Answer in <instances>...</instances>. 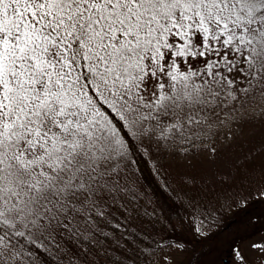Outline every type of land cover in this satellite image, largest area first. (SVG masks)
Segmentation results:
<instances>
[{
    "label": "snow or ice",
    "instance_id": "1",
    "mask_svg": "<svg viewBox=\"0 0 264 264\" xmlns=\"http://www.w3.org/2000/svg\"><path fill=\"white\" fill-rule=\"evenodd\" d=\"M257 125L264 0H0V264H172L141 158L213 165Z\"/></svg>",
    "mask_w": 264,
    "mask_h": 264
},
{
    "label": "rangeland",
    "instance_id": "2",
    "mask_svg": "<svg viewBox=\"0 0 264 264\" xmlns=\"http://www.w3.org/2000/svg\"><path fill=\"white\" fill-rule=\"evenodd\" d=\"M263 145L264 125H257L246 129L233 146L221 154L216 164L208 165L201 159H193L189 164L181 156L173 157L169 154L154 158V163L182 196L187 199L198 196L201 202L199 209H203L205 201L214 205L212 202L216 195L223 189L230 191L228 187L235 182L233 178L236 179L240 162ZM260 161L264 166V157ZM161 165L163 167H160ZM186 176L196 178L195 188L182 184V178ZM260 182L258 180V183ZM141 184L143 185L142 182ZM258 191H263L260 184ZM242 192L241 190L240 193ZM206 211L211 212L212 208ZM197 220L200 223V220ZM190 221L184 217L176 220V226L184 233V238L185 234L187 238L182 241L184 245L182 250L173 249L168 252L172 264H186L191 258L195 259L192 264H231L232 250L235 247H239L250 264L256 261L258 253L253 252L250 245L264 241V202L252 210L247 209L244 214H239L232 221L225 220L218 227H214L208 217L205 235L202 236H197L191 231ZM158 261L164 264L162 252L158 254Z\"/></svg>",
    "mask_w": 264,
    "mask_h": 264
},
{
    "label": "trees",
    "instance_id": "3",
    "mask_svg": "<svg viewBox=\"0 0 264 264\" xmlns=\"http://www.w3.org/2000/svg\"><path fill=\"white\" fill-rule=\"evenodd\" d=\"M264 157V145L253 151L250 156L246 157L238 165V173L232 185L228 188L230 191L223 189L219 195L213 198L214 205L205 201L203 209H197L203 215L209 208L216 209L218 215L213 221L209 216L210 223L214 227L222 225L226 221L236 219L239 214H244L247 209L252 210L253 207L259 206L264 202V197L259 195L258 187L262 185L264 191V166L260 164V160ZM140 167L142 169L140 181L144 185L145 191L149 193V197L143 201L147 209V220L151 224L146 225L147 230L154 232L156 238L160 236L170 238L171 241L182 243L187 238L185 234L176 226V220L184 217L186 220L193 219V209L189 206L188 200L172 185L170 181L160 172L157 174L158 168L154 162H150L147 158H141ZM237 169V168H236ZM258 180L261 182L258 183ZM241 190L243 191L242 193ZM201 203V202H200ZM243 204V207L241 205ZM197 223L198 220H196ZM156 252L152 257V264H160ZM195 259L191 258L186 264H192Z\"/></svg>",
    "mask_w": 264,
    "mask_h": 264
}]
</instances>
